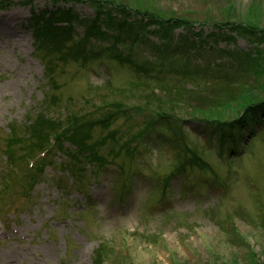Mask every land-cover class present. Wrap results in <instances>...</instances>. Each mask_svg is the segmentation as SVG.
Returning <instances> with one entry per match:
<instances>
[{
  "label": "rangeland",
  "instance_id": "obj_1",
  "mask_svg": "<svg viewBox=\"0 0 264 264\" xmlns=\"http://www.w3.org/2000/svg\"><path fill=\"white\" fill-rule=\"evenodd\" d=\"M54 1L12 0L0 8L1 148L10 141L13 129L24 136L30 126L49 136L71 127L70 119L91 115L111 103L145 104L139 98L145 92L134 86L132 70L111 60L97 59L84 67L69 57L67 65L60 64L56 71L58 91L52 90L36 52L34 13L47 12L49 18V12L71 11L73 36L83 41L87 52L102 47L125 50L127 58L155 62L187 43L176 59L187 65L180 68L191 71L212 59L238 63L254 47L244 37L224 41L223 37L232 36L227 30L207 37L212 24L264 28V0H117L166 17L185 15L211 23L204 36L179 29L168 38L158 36V27L145 20L135 24L138 19H133L129 33L81 24L93 18V7L75 0ZM200 29L197 26L196 32ZM260 75L257 79L264 83V74ZM210 89L203 90L201 100L194 97L185 106H180L177 95L166 99L159 91L146 89L153 108L183 112L184 127L153 129L154 143L127 163L130 172H124L119 161L108 165L97 180L87 173L89 167L83 169L78 162L86 192L75 184L70 170H64L71 158L58 146L30 150V167L25 162L12 165L0 153V264H94L102 251L98 258L109 260L104 264H264V126L252 141L251 135L243 139L238 156L230 158L227 150L220 149L218 135L189 116L192 106L201 109L206 104ZM50 94L58 108L45 106ZM136 120L138 125L121 118L117 127L127 124L138 132L145 117ZM178 145L184 146L183 152ZM64 147L71 148L68 143ZM186 149V165L168 179ZM196 152L207 164L190 159ZM36 160H42L46 178L29 187ZM123 182L129 184L128 190Z\"/></svg>",
  "mask_w": 264,
  "mask_h": 264
},
{
  "label": "trees",
  "instance_id": "obj_2",
  "mask_svg": "<svg viewBox=\"0 0 264 264\" xmlns=\"http://www.w3.org/2000/svg\"><path fill=\"white\" fill-rule=\"evenodd\" d=\"M11 1L0 0V8H6ZM59 1L62 0L54 2L59 3ZM75 1L86 3L95 9L93 18L87 21L81 20V24L91 23L90 25H97V27L104 25L110 30H125L129 33L132 20L138 19L134 20L135 24H138L136 22L140 20H145L148 22L146 24L158 27V36L161 35L163 38H168L171 33H175L179 29L184 30L181 33L186 32L189 34L192 32L193 35L201 37L204 36L207 25L211 24L194 20L185 15L166 17L158 13H150L139 9L138 6L133 7L117 0ZM60 12L66 13L65 10L59 9L57 12H49L51 15L49 18H47V12H42L41 16L34 13L33 16L34 26L36 27V52L45 64V77L49 87L58 91L59 84L56 71L60 64L67 65L69 57L73 59L72 62L81 64L84 67L97 59L111 60L132 70L133 80L135 81L134 86L136 89L145 92L143 93L144 97H139L145 100V104L135 103L124 106L118 102L111 103L109 109L106 107L98 108L91 115H84L78 120L70 119L72 121L71 127L49 136H45L30 126L25 128L24 136H18L16 130L13 129L10 135L12 139L10 138V141L6 143L5 148L0 147V153L6 154L7 161L10 164L18 166L19 163L25 162L27 167H30L32 162L30 157L33 156L30 150L44 145L58 146L61 150L67 152L71 158V163L63 166L64 170H70L69 173L73 176L75 184L84 192H86L85 185L82 184L84 177H79L78 162L82 163L83 169L89 167L87 173L93 175L97 180L108 165L119 164V161L122 170L130 172L131 166L127 163L137 160V155L142 152V148H150V145L154 143L150 138L153 135V129L162 126H174L180 131L186 122L182 116L183 112L180 113V111L178 112L172 108H161L159 106L153 108L150 106L153 103L149 97L150 93H147L146 89L152 90V93L159 91L164 94L163 96H166V99L169 96L177 95V99L183 101H179L183 103L180 106H185L194 97L201 100L203 90L206 87L211 88L206 93L209 94L205 98L206 104L201 109H195L192 106L190 110L194 111L189 116L198 120L201 124L200 127H202V124L208 125L209 131H212L213 135H218L220 149L227 150L229 157L232 159L240 153L242 140L250 138L248 136L251 135L252 141L257 136L260 126H264V83H259L257 79V77H261L260 73L264 74V28L234 22L212 24L207 37L214 36L217 32L225 33L227 30L232 33V36L223 37L224 41L230 42L235 41L236 38L244 37L254 47H250L248 49L249 53L243 59H239L238 63L233 61L215 63L216 59H212L206 65L193 67L194 71H191L180 68L187 65L181 62L178 63L176 59L181 49H187V43L183 46H176L173 54L168 53V57H162V61L156 60L155 62H138L127 58L125 50L109 51L110 48L102 47L101 51L94 52L97 50L94 48L87 52V47L84 46L83 41L73 36L75 29L72 12L68 11L64 17L59 15ZM57 22L67 23L68 25L66 27L57 26L55 25ZM197 26L201 29L196 32ZM253 55L257 59H254ZM56 61L58 62L56 63ZM172 74L177 76L169 77ZM200 78H202V81L199 80L195 83V79ZM190 84L192 88L189 87ZM160 102H163L162 99ZM160 102L156 104L161 105ZM208 102L215 106L208 105ZM48 104L49 106H57L56 97L53 94H50L46 99L45 106L47 108ZM167 104L171 105L169 102ZM211 108H215V111H204V109ZM208 113L210 114L208 115ZM142 116L145 117V120L138 132L127 124H125V128L123 126L117 127L121 118H125L128 123L135 121L138 125L136 119ZM85 119H87L86 122ZM52 120H54L53 117L49 118L48 121ZM183 142L185 143V140ZM66 143L71 148H65ZM14 146L17 147L13 148ZM205 150L211 151L212 148H205ZM183 151L184 146L182 147ZM182 152H180V156L176 160L175 167L168 179L174 177L183 165H186L188 159L183 156L189 150L186 149L184 153ZM197 153H193L190 159L207 164L202 156ZM41 161H35L34 172L31 171L29 175V187H34L46 178L43 175L44 170ZM122 184L124 188L129 189L128 183L123 182ZM102 247L106 248V245L104 244ZM104 253L105 251L99 252L98 256ZM98 256L95 258L94 264H104V262L109 261L102 257L99 259Z\"/></svg>",
  "mask_w": 264,
  "mask_h": 264
}]
</instances>
